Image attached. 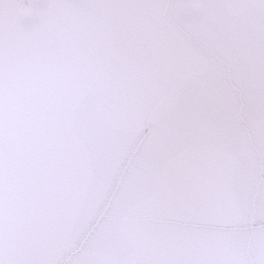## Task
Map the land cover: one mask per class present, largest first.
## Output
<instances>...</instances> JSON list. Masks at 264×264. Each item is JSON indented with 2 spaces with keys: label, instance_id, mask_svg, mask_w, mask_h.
Wrapping results in <instances>:
<instances>
[{
  "label": "water",
  "instance_id": "1",
  "mask_svg": "<svg viewBox=\"0 0 264 264\" xmlns=\"http://www.w3.org/2000/svg\"><path fill=\"white\" fill-rule=\"evenodd\" d=\"M0 264H264V0H0Z\"/></svg>",
  "mask_w": 264,
  "mask_h": 264
}]
</instances>
